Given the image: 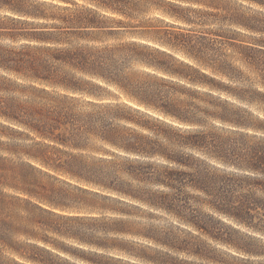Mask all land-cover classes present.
Listing matches in <instances>:
<instances>
[{
	"label": "clouds",
	"instance_id": "clouds-1",
	"mask_svg": "<svg viewBox=\"0 0 264 264\" xmlns=\"http://www.w3.org/2000/svg\"><path fill=\"white\" fill-rule=\"evenodd\" d=\"M0 264H264V0H0Z\"/></svg>",
	"mask_w": 264,
	"mask_h": 264
}]
</instances>
